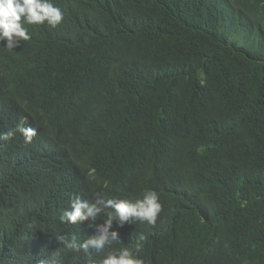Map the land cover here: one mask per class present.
Masks as SVG:
<instances>
[{
	"label": "trees",
	"instance_id": "1",
	"mask_svg": "<svg viewBox=\"0 0 264 264\" xmlns=\"http://www.w3.org/2000/svg\"><path fill=\"white\" fill-rule=\"evenodd\" d=\"M55 28L0 42V264H264V0H52ZM155 225L60 216L81 197L142 199ZM143 237V239H141Z\"/></svg>",
	"mask_w": 264,
	"mask_h": 264
},
{
	"label": "clouds",
	"instance_id": "2",
	"mask_svg": "<svg viewBox=\"0 0 264 264\" xmlns=\"http://www.w3.org/2000/svg\"><path fill=\"white\" fill-rule=\"evenodd\" d=\"M64 18L61 9L54 5L52 0H0V42L7 40L5 47L12 51L19 46L21 41H28L31 35L25 25H43L45 22L51 28L57 27ZM15 132L23 135L25 143H30L36 136V129L18 125L15 130H9L0 136V139L9 140ZM162 210L159 196L155 191L148 190L143 194L142 199L135 201L128 199H105L103 193H96V199L91 202L81 197L71 201L70 208L60 216L62 223L76 224L97 218L101 213L106 214L105 223L98 228V234L80 243L75 236L71 239L64 235L57 234L63 247L73 251H83L90 255L91 250L102 252L106 247L121 242L116 231H110L113 221H119L121 226L125 222L130 224L133 221L146 222L155 225L158 215ZM143 239V237H141ZM141 245H135V253L129 247L109 251L102 264H142L137 258ZM36 264H58L55 255L50 259H38Z\"/></svg>",
	"mask_w": 264,
	"mask_h": 264
}]
</instances>
